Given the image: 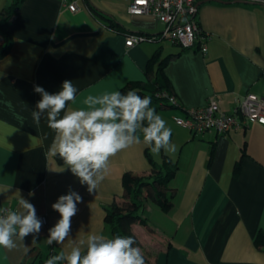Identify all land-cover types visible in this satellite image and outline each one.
Listing matches in <instances>:
<instances>
[{"label": "crops", "instance_id": "0c3cea01", "mask_svg": "<svg viewBox=\"0 0 264 264\" xmlns=\"http://www.w3.org/2000/svg\"><path fill=\"white\" fill-rule=\"evenodd\" d=\"M10 1L0 0V12ZM129 2L79 0V8L70 11L60 0H23L10 22L12 44L0 58V208L19 210L22 197L47 221L35 242L29 235L15 249L0 248V264H43L89 233L110 237L105 208L124 199V172L150 175L149 156L173 174L166 188L156 187L170 198V207L162 210L147 194L156 186L150 177L138 210L147 224L131 225L145 264H264V249L253 242L264 229V126L248 122L226 133H192L173 119L212 96L223 111H231L246 92L264 97V4L204 1L196 20L207 37L206 51L166 39L177 48L163 54L161 39L125 45L126 34L155 35L163 28L150 14L130 13ZM171 54L162 70L177 104L156 101L154 108L172 129L175 152L154 156L143 143L123 150L112 158L99 189L89 194L49 154L54 132L46 118L39 125L32 119L41 99L34 85L56 93L70 80L78 93L69 107H81L90 94L148 81L158 62ZM164 157L169 159L165 166ZM69 188L83 198L71 237L48 245V230L59 219L51 205Z\"/></svg>", "mask_w": 264, "mask_h": 264}, {"label": "clouds", "instance_id": "9594fccd", "mask_svg": "<svg viewBox=\"0 0 264 264\" xmlns=\"http://www.w3.org/2000/svg\"><path fill=\"white\" fill-rule=\"evenodd\" d=\"M33 90L41 99L31 113L32 119L39 125L41 118H46L54 132L49 154L59 156L79 183L87 186L89 194L99 189L110 174L112 158L121 151L141 143L154 156L162 150H176L171 140L172 129L151 106V97L141 96L135 90L90 94L82 100L81 107L75 108L69 107V103L76 102L78 89L70 80L63 81L56 93L38 85ZM82 202V196L69 188L51 205L59 219L48 230V245L63 244L71 237L72 218ZM18 206L19 210L0 208V248L15 249L17 241L24 242L29 235L35 242L41 232L43 221L35 206L22 197ZM135 244L132 236L89 233L86 239L73 241L68 252L52 255L45 264H145L142 249ZM28 251L25 245V254Z\"/></svg>", "mask_w": 264, "mask_h": 264}, {"label": "built area", "instance_id": "2783aa9c", "mask_svg": "<svg viewBox=\"0 0 264 264\" xmlns=\"http://www.w3.org/2000/svg\"><path fill=\"white\" fill-rule=\"evenodd\" d=\"M70 11H76L79 0H60ZM198 0H130L128 11L134 14H150L163 25L162 30L155 35L144 33H129L125 35L124 43L131 46L148 40L169 39L185 48L197 47L201 52L207 49V37L201 31L196 20V2ZM262 1L264 0H251ZM157 95L164 97L171 105H176L173 95L162 91ZM176 123L185 126L192 133L214 130L226 133L232 128L246 126L255 122L264 126V97L253 92H246L231 111H223L218 107L217 98L212 96L203 106L191 108L184 116H174ZM43 224L46 215H37Z\"/></svg>", "mask_w": 264, "mask_h": 264}, {"label": "trees", "instance_id": "16d2710c", "mask_svg": "<svg viewBox=\"0 0 264 264\" xmlns=\"http://www.w3.org/2000/svg\"><path fill=\"white\" fill-rule=\"evenodd\" d=\"M22 1L23 0H11L0 12V34L2 36V40L0 41V58L6 55L10 50L12 36L9 32V25ZM111 25L115 26L112 22ZM173 56L174 54L167 55L160 62H158L157 69L153 71V77L148 81L131 80L120 87L119 90L125 93L128 90H135L141 96L151 97V106L154 108V103L156 101L162 102L163 100H166L164 97L157 95V93L162 91H166L168 93L170 90V81L164 74L162 66ZM148 66L149 68L147 71L150 72L151 63ZM242 154L243 152L234 166L235 172L239 169ZM54 157L58 163H63L59 156ZM149 162L151 164V173L148 177L144 175H137L130 171H126L122 174L121 184L125 191V197L121 201L113 200L109 206L105 208L103 217L104 222L110 229V237L116 235L132 236L136 241L135 246H138L139 241L135 233L132 231L131 225L136 222L142 225L147 224V221L139 214L138 210L140 208L144 192H146L145 188L150 184L148 178L151 177L156 186L152 187L153 192L147 190V194L153 198L162 210H167L171 205L170 198L165 194L164 190L156 187L166 188L169 180L172 178L173 171L165 170L162 166H157L150 156ZM168 162L169 159L164 157L163 165H167ZM253 242L256 246L264 249V229H259L256 232L253 237ZM43 264H45L44 261Z\"/></svg>", "mask_w": 264, "mask_h": 264}, {"label": "water", "instance_id": "95a60500", "mask_svg": "<svg viewBox=\"0 0 264 264\" xmlns=\"http://www.w3.org/2000/svg\"><path fill=\"white\" fill-rule=\"evenodd\" d=\"M204 1H209V0H198L196 2V7L204 2ZM214 1H219V2H242V3H254V2H258V1H251V0H214ZM262 2V1H261ZM264 4V2H262Z\"/></svg>", "mask_w": 264, "mask_h": 264}, {"label": "rangeland", "instance_id": "374dc122", "mask_svg": "<svg viewBox=\"0 0 264 264\" xmlns=\"http://www.w3.org/2000/svg\"><path fill=\"white\" fill-rule=\"evenodd\" d=\"M159 43H162L163 44V46H164V52H163V54H165L166 52H168L169 50H173V49H175V48H177V46H174V45H172L169 41H167L165 38H162L161 40H160V42ZM174 46V47H173Z\"/></svg>", "mask_w": 264, "mask_h": 264}]
</instances>
